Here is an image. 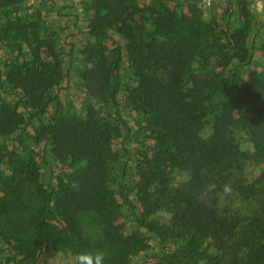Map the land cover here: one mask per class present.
<instances>
[{
  "label": "trees",
  "instance_id": "1",
  "mask_svg": "<svg viewBox=\"0 0 264 264\" xmlns=\"http://www.w3.org/2000/svg\"><path fill=\"white\" fill-rule=\"evenodd\" d=\"M98 259L264 264V0H0V264Z\"/></svg>",
  "mask_w": 264,
  "mask_h": 264
},
{
  "label": "built area",
  "instance_id": "2",
  "mask_svg": "<svg viewBox=\"0 0 264 264\" xmlns=\"http://www.w3.org/2000/svg\"><path fill=\"white\" fill-rule=\"evenodd\" d=\"M72 1L73 0H68V2H72ZM75 1H77V0H75ZM203 3H204L205 6H208V5H210L211 0H203Z\"/></svg>",
  "mask_w": 264,
  "mask_h": 264
},
{
  "label": "rangeland",
  "instance_id": "3",
  "mask_svg": "<svg viewBox=\"0 0 264 264\" xmlns=\"http://www.w3.org/2000/svg\"><path fill=\"white\" fill-rule=\"evenodd\" d=\"M258 9H260V6H259V5H257V10H258Z\"/></svg>",
  "mask_w": 264,
  "mask_h": 264
},
{
  "label": "clouds",
  "instance_id": "4",
  "mask_svg": "<svg viewBox=\"0 0 264 264\" xmlns=\"http://www.w3.org/2000/svg\"><path fill=\"white\" fill-rule=\"evenodd\" d=\"M260 6V5H259ZM97 264H99V259L97 260Z\"/></svg>",
  "mask_w": 264,
  "mask_h": 264
}]
</instances>
